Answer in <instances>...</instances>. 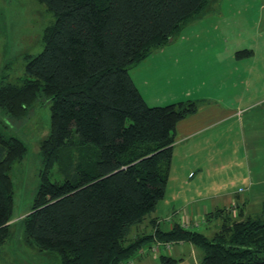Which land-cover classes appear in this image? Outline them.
Wrapping results in <instances>:
<instances>
[{"label":"trees","instance_id":"1","mask_svg":"<svg viewBox=\"0 0 264 264\" xmlns=\"http://www.w3.org/2000/svg\"><path fill=\"white\" fill-rule=\"evenodd\" d=\"M38 1L56 16L45 30L44 49L29 58L19 83L0 86V107L13 118L26 117L42 96L51 102L41 182L23 217L27 238L57 252L62 264H126L158 241L193 243L203 252L199 264H264V215L217 210L222 221L212 236L177 222L170 230L155 227L130 237L164 198L177 123L199 104L151 106L129 70L216 0ZM88 144L98 147L96 160L88 159ZM27 152L23 140L0 130V245L13 219L11 171ZM56 164L63 181L50 179Z\"/></svg>","mask_w":264,"mask_h":264},{"label":"crops","instance_id":"2","mask_svg":"<svg viewBox=\"0 0 264 264\" xmlns=\"http://www.w3.org/2000/svg\"><path fill=\"white\" fill-rule=\"evenodd\" d=\"M228 2L235 4L226 12ZM241 2L248 0H216L210 11L191 21L199 24L191 33L194 42H170L129 70L149 105L188 99L199 104L177 123L164 198L133 227L131 238L153 233L155 227L170 230L177 222L193 230L212 225L213 235L222 221L217 210L236 217L264 215V0L259 11L245 13L252 22L249 29L260 35L252 42H231L226 36L235 28L223 19L242 13L237 11ZM208 21L210 26L204 23ZM203 35L211 40L198 41ZM241 48L252 53L238 57ZM199 75L209 77L215 88H197L198 81L192 80ZM156 244H147L138 253L139 263L132 264H147L143 260L149 257L151 264H166L163 256L176 259L172 264H199L202 258L188 241L161 242L157 253Z\"/></svg>","mask_w":264,"mask_h":264},{"label":"rangeland","instance_id":"3","mask_svg":"<svg viewBox=\"0 0 264 264\" xmlns=\"http://www.w3.org/2000/svg\"><path fill=\"white\" fill-rule=\"evenodd\" d=\"M262 2L263 0L241 2L239 3L241 8L238 9L237 7L235 11L238 9L237 11H242V13L224 17L223 21L226 26L231 25V28H235V31L231 32V35H227L226 38H232L231 42H252L255 40L260 34L254 28L253 30L249 29L252 22L249 15L245 13L259 11ZM212 4L215 5V3ZM233 4L235 3H226L224 11H231ZM55 21L54 12L45 3L38 0H0V86L8 82H20L24 76L29 58L43 51L45 30ZM204 23L206 26L212 24L211 21ZM198 25L189 22L171 43L194 42L191 33ZM202 29H205V27ZM255 32L256 34H254ZM205 37L206 35L198 37V41H202ZM204 40L210 41L211 39L207 36ZM241 49L243 50V48ZM165 51L166 55H169V50ZM149 57L151 59L154 57L153 52ZM157 59L159 61L161 57ZM168 61L169 59H167ZM195 68L201 69V66ZM192 81H198L197 88L201 91L215 88V85H211L209 77L199 75ZM202 83L205 85H202ZM206 85L211 86L207 87ZM189 87L194 89L191 82ZM50 104L51 102L47 98L40 97L30 109L29 114L21 119L13 118L6 109L0 107V130L7 135L17 136L28 146L26 156L22 160L16 161L11 171L15 189L13 219L11 220L7 240L0 245V264H62L57 252L41 250L34 241L27 238L23 229V217L31 210L35 194L41 182V172L44 168L41 142L50 132ZM86 149L88 159L96 160L98 147L94 144H88ZM72 153L77 156V149L73 148ZM49 176L51 181H63L66 175L60 171L58 164H56L51 169ZM213 229L212 225L208 228L206 226L199 228L208 236L212 235ZM149 249L151 250V248ZM197 250L203 256L201 249L197 248ZM146 252L150 253L149 250H146ZM166 253L167 250L165 249L161 252V254ZM138 256L137 254L126 264H132V261L139 263L141 259L139 260ZM151 259L149 257L143 261L151 264Z\"/></svg>","mask_w":264,"mask_h":264},{"label":"built area","instance_id":"4","mask_svg":"<svg viewBox=\"0 0 264 264\" xmlns=\"http://www.w3.org/2000/svg\"><path fill=\"white\" fill-rule=\"evenodd\" d=\"M163 243L166 244V242H163ZM160 244H161V242L158 241L157 244L153 247V251H155L156 253L158 251H160V249H159ZM167 247H169V244H167Z\"/></svg>","mask_w":264,"mask_h":264}]
</instances>
